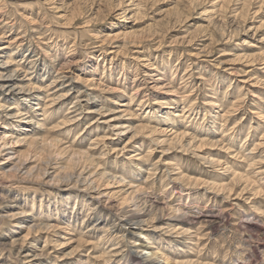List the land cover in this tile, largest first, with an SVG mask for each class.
<instances>
[{"label":"rangeland","instance_id":"rangeland-1","mask_svg":"<svg viewBox=\"0 0 264 264\" xmlns=\"http://www.w3.org/2000/svg\"><path fill=\"white\" fill-rule=\"evenodd\" d=\"M0 65V264H264V0H0Z\"/></svg>","mask_w":264,"mask_h":264},{"label":"bare ground","instance_id":"bare-ground-1","mask_svg":"<svg viewBox=\"0 0 264 264\" xmlns=\"http://www.w3.org/2000/svg\"><path fill=\"white\" fill-rule=\"evenodd\" d=\"M6 64H7V62H6ZM0 68H1L0 69V89H2V88L8 89L9 88L10 92H12L14 90H17L16 91L17 93H24L26 88L21 83L17 82V79L19 78V75H20L18 73V70L17 71L14 70L13 72H9V70H7V67L3 66V65H0ZM168 106L169 105H166L167 108H169ZM9 109H15V107L14 106H10ZM67 112L70 113L71 111H67ZM71 122H73V119L70 120V123ZM251 149H253V148H251ZM230 151H232V150H230ZM249 153H251V151H248V154ZM136 154H134V155H136ZM136 159H138V158H136ZM207 159H208L207 161H209L211 164H214V165H221L222 164L220 162V160L212 159V158H208V157H207ZM223 164H227V162H224ZM250 166H251V164H250ZM249 168H251V167H249ZM262 173H264L262 170L261 171H257V174H262ZM234 175H236L235 172H234ZM248 177H247V179H249ZM244 187H246V184H245ZM149 201L150 202L148 203V201L146 199H144L141 204L137 205V203H134L133 204L134 205L133 208L132 207H130V208L126 207V208H123L120 213H116L117 214V222L114 224L116 229L120 228L119 230H121V229L130 228L128 230L130 232H132V233H135L136 230L142 228L144 225H148L149 223L151 224V221H149L150 218H152V220L155 219L154 217H152L153 213L156 212L155 215H158L159 211H161L163 209H161V207L160 208L156 207V205H157L156 204L157 203L156 200L150 199ZM156 208L158 209L157 211H156ZM161 216H162V214H161ZM153 222H154V220L152 221V223ZM154 228L156 230H159V229H162L163 227L161 228V227L154 226ZM119 230H117V231L120 232ZM124 236H125V234L123 235V237ZM140 239L146 240L148 238H146V236H140ZM143 242L144 241L138 242L136 245H139V246H141L143 248H147L148 249L150 246H146ZM140 252L141 253H137L138 256L137 255L136 256L139 257V258H142L143 254L149 255L150 256V260L152 261V264H192V261L184 260V259L183 260L180 259V260L171 261L170 257L167 258L166 255L163 256V254L160 253L159 251L143 250V251H140ZM140 260L141 259H137L138 262H140Z\"/></svg>","mask_w":264,"mask_h":264}]
</instances>
